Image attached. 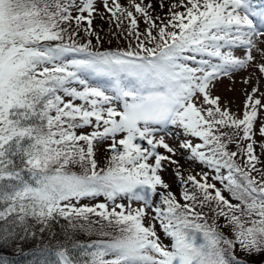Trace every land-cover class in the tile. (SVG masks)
I'll use <instances>...</instances> for the list:
<instances>
[{
  "label": "snow or ice",
  "instance_id": "snow-or-ice-1",
  "mask_svg": "<svg viewBox=\"0 0 264 264\" xmlns=\"http://www.w3.org/2000/svg\"><path fill=\"white\" fill-rule=\"evenodd\" d=\"M101 8L126 46H103ZM154 12L152 0H0V251L34 242L32 264L264 256V92H245L242 115L213 95L240 71L245 84L264 78V3L174 0ZM160 133L182 139L173 148ZM185 153L202 171L182 175L172 157ZM168 165L180 199L162 179Z\"/></svg>",
  "mask_w": 264,
  "mask_h": 264
},
{
  "label": "rangeland",
  "instance_id": "rangeland-1",
  "mask_svg": "<svg viewBox=\"0 0 264 264\" xmlns=\"http://www.w3.org/2000/svg\"><path fill=\"white\" fill-rule=\"evenodd\" d=\"M122 2L123 1H121V3ZM147 2H148V0H145V3H147ZM173 2H174V0H164V6H163L164 9L163 10H166V8L169 7L170 4ZM152 3H153L154 7H157L159 9V11L162 12V8L160 7L159 0H152ZM166 13L167 12L164 13V16L166 15ZM104 17H105V12L101 8L100 14L95 15L93 23H95L96 26L101 25L102 21L105 22ZM261 39H264V37H262ZM236 55H242V54L236 53ZM255 75L258 76L259 73L257 72V73H255ZM247 76H248L247 71H240L234 75V78L232 80H230L228 78H222L216 83L215 89L213 91L214 96L220 97V103L222 106L227 107L230 110V112L236 113L238 115H242V113L244 111V104L246 101V95H245L246 91L250 93L252 90V87L258 86L259 91L264 92V78L260 79L258 85H257V82L255 79H253L251 83L245 84L243 82V78L247 77ZM257 98H261V97H259V95L257 94ZM261 99H262V102H264V98H261ZM261 120H264V109H261L258 113L257 122L254 125V127L257 130L260 127ZM160 134L164 135L165 142L168 143L169 146H171L173 148H177L179 140L182 139V137H179V136L173 137V136L167 135L165 133H160ZM254 139L259 141L260 140L259 135L257 134L254 137ZM255 150L258 154V151H259L258 145L255 146ZM159 151L161 154L171 155V154L167 153L163 148H160ZM102 153H104V145L100 146L99 154H102ZM186 156H187V153H185L183 156L182 155H176V156L172 157L173 159L178 161L179 170L182 173V175H184L186 177L189 174L196 175L197 172L202 171L201 166L198 163L186 162ZM174 167H176V166L168 165L167 169L161 173V176H162V179L170 185V190L173 191L174 194H177L178 193L177 189H180V188L178 187L176 177L173 174V168ZM203 170H206V169H203ZM197 179H200V177L197 176ZM209 182H211V180ZM217 187H220V185L218 183H217ZM224 194L227 195V193H224ZM157 228L159 230V226H157ZM161 236L163 239L162 234H161ZM164 242H165V244H167L168 243L167 239H165ZM259 257L253 256V257H251V259L255 261V259H258ZM256 262H260V260L256 261Z\"/></svg>",
  "mask_w": 264,
  "mask_h": 264
},
{
  "label": "trees",
  "instance_id": "trees-1",
  "mask_svg": "<svg viewBox=\"0 0 264 264\" xmlns=\"http://www.w3.org/2000/svg\"><path fill=\"white\" fill-rule=\"evenodd\" d=\"M126 0L123 1L122 4H125ZM159 9L156 8L155 12L153 15H159ZM108 14H105V22L102 21L101 25L93 26V29L100 34L101 37L104 38V47L106 48H114L115 46L122 45L123 47L126 46L127 41L123 39L121 36L120 38H117L115 33L119 32V29L116 28L115 26V21H108L107 19ZM145 27L144 23H140V29L143 30ZM81 35L83 36V32H81ZM110 41V42H109ZM260 153V149L258 154ZM100 158L102 159L104 156V153L99 154ZM261 159H264V155H261ZM180 199V193L179 197ZM61 224H64V221H61ZM54 230L59 234L60 233V228L54 226ZM63 238V237H60ZM97 239L96 236L93 235H88L85 233H78L75 235L74 240L76 241H82V242H90L91 240ZM36 244L34 242L29 241L28 243H24L20 246V251H17L15 247L8 246L6 247L3 251H0V255L7 256V258L11 261L14 262V264H32V261L34 259H39V257H33L31 254L32 250L35 249ZM25 253H28L27 255ZM236 255L242 259H246L249 261V264H260V262L256 261H261L264 260V256H260L258 259L252 260L251 257H245L243 253H240L239 251L236 253Z\"/></svg>",
  "mask_w": 264,
  "mask_h": 264
}]
</instances>
